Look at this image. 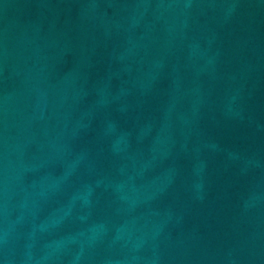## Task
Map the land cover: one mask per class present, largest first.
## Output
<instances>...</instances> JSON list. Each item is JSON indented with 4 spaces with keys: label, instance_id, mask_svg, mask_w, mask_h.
<instances>
[{
    "label": "water",
    "instance_id": "water-1",
    "mask_svg": "<svg viewBox=\"0 0 264 264\" xmlns=\"http://www.w3.org/2000/svg\"><path fill=\"white\" fill-rule=\"evenodd\" d=\"M0 264H264V0H0Z\"/></svg>",
    "mask_w": 264,
    "mask_h": 264
}]
</instances>
